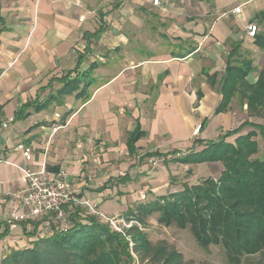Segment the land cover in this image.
Listing matches in <instances>:
<instances>
[{"label":"crops","instance_id":"1","mask_svg":"<svg viewBox=\"0 0 264 264\" xmlns=\"http://www.w3.org/2000/svg\"><path fill=\"white\" fill-rule=\"evenodd\" d=\"M152 1L0 0V124L11 120L0 127V262L48 228L9 223L25 187L12 166L23 164L19 144L31 169L65 171L78 200L118 221L219 164H180L175 154L200 152L246 121L264 126V110L249 117L237 95L217 112L227 59L252 62L249 84L264 66L255 45L264 0Z\"/></svg>","mask_w":264,"mask_h":264},{"label":"trees","instance_id":"2","mask_svg":"<svg viewBox=\"0 0 264 264\" xmlns=\"http://www.w3.org/2000/svg\"><path fill=\"white\" fill-rule=\"evenodd\" d=\"M255 45L264 50V37H256ZM227 61L220 87L223 100L217 112L225 111L228 101L237 95L247 104L249 117L262 116L264 66L257 81L249 84L246 78L252 62ZM245 126L251 131L240 133ZM139 135V130L129 135L130 151ZM230 137H234L232 142L226 140ZM178 162L219 163L222 171L218 178H204L193 185L183 183L176 192L138 204L124 217L123 221L132 224L123 233L69 203L62 209V218L51 214L43 219L48 228L30 247L13 251L0 264H192L165 241L151 243L145 230L147 220L154 215L164 228L187 229L202 249L221 247L227 264L264 256V126L246 121L225 132L221 140L207 143L202 151L183 155Z\"/></svg>","mask_w":264,"mask_h":264},{"label":"built area","instance_id":"3","mask_svg":"<svg viewBox=\"0 0 264 264\" xmlns=\"http://www.w3.org/2000/svg\"><path fill=\"white\" fill-rule=\"evenodd\" d=\"M157 0L152 1V4L158 5ZM235 12L240 11V7H236ZM248 36L254 37L257 30L254 24H250L246 27ZM9 121H4L0 124L1 129L8 127ZM201 126H195L192 131L193 137L197 136ZM23 156V164L20 166L12 165L22 174V178L25 182V187L15 196L18 199L19 204L9 217V223H21L24 221H36L38 219H44L51 214L56 219L62 218V209L69 203H75L76 205H82L86 207L91 215L98 216L103 221L107 222L118 233H123L125 228H129L132 222H125L106 217L99 213L95 209L89 206L86 201H80L76 197V192L73 189L71 183L67 179V173L63 170L51 171L44 167L38 170H33L29 167V162L32 160L33 154L30 148L25 147L23 144H19L15 148ZM184 153H177L174 158L180 159ZM159 163V160L151 161L152 165Z\"/></svg>","mask_w":264,"mask_h":264},{"label":"rangeland","instance_id":"4","mask_svg":"<svg viewBox=\"0 0 264 264\" xmlns=\"http://www.w3.org/2000/svg\"><path fill=\"white\" fill-rule=\"evenodd\" d=\"M215 166H205L196 171V174L191 178V173L184 174L180 177V180L176 181L179 183L177 190L182 188V181H185L188 185L196 184L202 179L206 178H218L222 171V166L217 164ZM219 167V168H218ZM203 177V178H201ZM186 179L188 181H186ZM150 201L153 198L149 199ZM125 217V216H124ZM148 229L145 230L148 239L151 243H157L158 241H165L167 244L175 248V250L183 255V260L185 262L190 261L192 264H227L225 261V252L221 247H209L208 249H202L197 246L195 239L192 237L191 233L186 230H179L175 226L164 228L156 223V216L149 218L147 220ZM261 262L264 264V256H252L248 259L242 261V264H255Z\"/></svg>","mask_w":264,"mask_h":264}]
</instances>
